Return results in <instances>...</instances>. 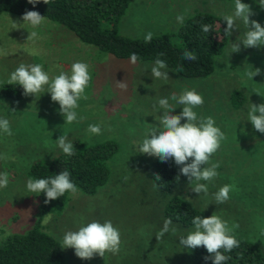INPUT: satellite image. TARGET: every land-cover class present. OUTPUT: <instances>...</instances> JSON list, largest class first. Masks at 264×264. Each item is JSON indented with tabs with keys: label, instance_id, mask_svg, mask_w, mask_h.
Wrapping results in <instances>:
<instances>
[{
	"label": "rangeland",
	"instance_id": "obj_1",
	"mask_svg": "<svg viewBox=\"0 0 264 264\" xmlns=\"http://www.w3.org/2000/svg\"><path fill=\"white\" fill-rule=\"evenodd\" d=\"M242 2L256 13L250 19L264 26L259 0ZM234 10L235 0H129L118 29L132 38H145L149 32L152 36L173 35L188 18L205 11L216 14L227 27L223 16L232 15ZM22 16L0 14V117L8 119L12 129V135L0 131V173L6 172L9 178L8 186L0 189V243L11 233L26 232L39 220L41 199L27 191L28 173L35 160L47 161L62 152L56 139L64 134L74 146L116 140L118 151L108 161L106 185L93 195L80 189L70 192L61 214L43 217L44 229L62 242L68 230L93 220H110L121 238L118 254L106 253L105 259H80L73 248H65L66 264H194V249L182 248L178 239L194 226L172 221L178 235L168 233L159 241L155 236L166 219L164 208L174 196L188 200L204 217L214 212L230 227L236 225L234 234L253 241L264 253V134L247 120L250 103H264V96L252 92L255 88L264 94V75H255L253 80L247 75L254 68L264 72V45L245 48L241 44L239 52H232V43L248 30L242 20L236 21L237 28L211 75L188 78L167 66L170 79L165 83L151 76L155 61L137 60L133 64L130 58H119L81 41L66 26L49 18L33 27ZM178 16H183L182 23ZM33 31L37 36L27 39ZM76 61L89 66L92 79L78 101L77 120L70 124L65 123L50 93L21 98V90L15 92L16 85L8 83L21 62L41 64L54 78L61 72L70 73ZM116 81H126L127 90L116 87ZM193 88L204 99L194 111L200 117H213L225 134L206 165L219 164L218 175L210 183L201 181L208 183L207 194L191 191L187 177L180 173L178 184L164 193L153 176L159 159L139 153V145L148 125L158 123L156 118L163 114L158 99ZM236 91L243 98L239 106L233 101ZM180 111L182 106H177L173 114ZM91 124L100 125V135L88 131ZM225 184L232 185L230 198L218 204L214 194Z\"/></svg>",
	"mask_w": 264,
	"mask_h": 264
},
{
	"label": "clouds",
	"instance_id": "obj_2",
	"mask_svg": "<svg viewBox=\"0 0 264 264\" xmlns=\"http://www.w3.org/2000/svg\"><path fill=\"white\" fill-rule=\"evenodd\" d=\"M40 0H28V3L34 7ZM48 4V0H43ZM259 6L264 10V0H259ZM256 15L252 7L242 0H235V10L232 15H224L223 20L227 27L223 29L224 34L231 36L234 29L237 28L236 21L242 20L248 29L243 38L236 39L232 43V52H239L241 44L245 48L260 47L264 45V26L250 16ZM25 23H30L33 27H38L43 21L44 16L35 10H26L22 16ZM177 20L183 22V16H178ZM204 32H209L211 25H202ZM152 33L145 36V42L150 43ZM37 36L35 31L31 32L27 39H33ZM164 53H158L155 64L151 67V76L153 79H159L167 83L169 81L166 61L160 59ZM133 64L139 59L137 53L130 55ZM183 59L195 61L197 56L194 51L186 49L183 53ZM248 78L252 79L255 75H264L260 68H254V71L247 73ZM89 66L81 61H76L71 65L69 72H61L54 78L43 71L41 64H25L21 62L19 66L10 74L9 84L20 85L23 88L24 96H41L48 92L51 94V100L58 102L59 112L65 118V123H72L77 120L78 101L85 93V89L91 81ZM253 80V79H252ZM116 87L126 91V81H116ZM252 92L264 96L259 90L253 89ZM86 98V97H85ZM204 103L202 94L195 88L185 89L177 94L172 92L169 96L158 99L159 109L163 110L162 115H158V123L149 124L142 143L139 145V153L155 156L161 162H168L174 159L176 165L180 166L179 173L187 177L191 191L200 194L208 193V183L217 177L216 169L219 164L209 165L211 156L220 148L221 142L225 139L224 132L216 126L215 119L211 116L200 117L194 109ZM177 106H182L179 114H173ZM155 107V105H154ZM15 111L14 109H12ZM80 119H83L81 117ZM185 120L184 123H181ZM247 120L251 122L254 129L264 134V103H250ZM0 131L7 135H12L11 125L8 119L0 117ZM88 131L92 134L100 135L101 127L99 124H91ZM57 145L67 156L74 155V145L68 140L67 136L62 134L56 139ZM191 158V160H190ZM190 160V162H189ZM157 179H161L156 175ZM201 181L208 182L202 183ZM9 178L6 172L0 173V189L8 186ZM26 189L29 193L39 195L45 194L44 203L63 196L66 192H76L77 186L71 179V173L63 169L54 177L28 179ZM232 185L225 184L214 194L216 203H224L230 197L229 193ZM192 230L186 235H178L179 229L173 224L171 218H166L163 226L156 233L157 241L161 240L165 234L171 233L178 235L179 245L189 250L203 246L209 255L204 257L205 261L211 260L212 264H225L230 256L224 253L231 252L234 248L240 246V241L234 234L233 225L230 227L228 222L223 220L214 212L211 216L197 215L192 219ZM63 248H73L75 255L84 260H90L95 256L105 259L106 253L118 254L120 250L121 238L119 229L114 227L110 220L103 223L93 220L80 226L77 230H68L63 236Z\"/></svg>",
	"mask_w": 264,
	"mask_h": 264
},
{
	"label": "trees",
	"instance_id": "obj_3",
	"mask_svg": "<svg viewBox=\"0 0 264 264\" xmlns=\"http://www.w3.org/2000/svg\"><path fill=\"white\" fill-rule=\"evenodd\" d=\"M129 0H40L35 7L28 0H0V14L9 12L23 15L26 10L38 11L50 20L66 26L81 41L92 44L119 58H130L131 53L138 54V60L155 61L159 58L167 66L188 78H205L215 70L216 59L224 53L229 36L224 34L226 27L214 13L198 12L188 18L176 34L152 36L150 43L144 38H132L119 32L118 24L126 14ZM211 25L209 32L202 25ZM194 51L197 59H183L184 51ZM15 86V85H14ZM15 92L23 88L16 85ZM19 88V89H18ZM20 93V91H19ZM242 94L236 91L233 101L242 102ZM118 151L116 140H106L91 146H74V155L67 156L63 151L47 161L35 160L29 170L31 179L54 177L63 169L71 173V179L85 194H96L110 178L109 159ZM161 179H157L156 175ZM153 176L159 189L169 193L178 184L179 170L171 160L156 161ZM70 192L45 204V194L40 193L41 214L36 224L24 233H11L0 243V264H66L67 255L63 243L48 233L42 224L43 217L61 214L67 206ZM204 213L188 200L174 196L164 208V217L184 227L192 225V219ZM240 246L229 253L225 264H264V253L253 241L236 236ZM209 255L201 246L194 249V264H212L205 261Z\"/></svg>",
	"mask_w": 264,
	"mask_h": 264
}]
</instances>
